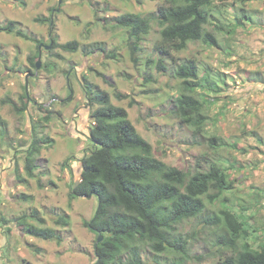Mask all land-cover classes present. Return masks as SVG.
I'll return each instance as SVG.
<instances>
[{"label": "rangeland", "instance_id": "obj_1", "mask_svg": "<svg viewBox=\"0 0 264 264\" xmlns=\"http://www.w3.org/2000/svg\"><path fill=\"white\" fill-rule=\"evenodd\" d=\"M160 3L0 0V29L15 23L11 33L0 30V264L95 263L96 235L83 223L94 216L97 198L68 200L69 187L79 181V160L94 148L88 139L92 121L85 82L127 111L156 159L185 173H192L196 163L206 170L215 162L233 182L212 203L204 198L203 214L179 227L187 258L172 249L156 254L142 247L144 264H217L232 255L220 240L224 228L210 222L221 210L242 223L239 245L264 247V0H215L207 28L218 46L189 43L186 50L162 58L164 71L154 64ZM125 13L150 22L149 33L137 43L136 64L130 55L135 40L114 26L113 19ZM18 30L27 38L18 37ZM70 41L78 42L75 52L59 48ZM30 60L39 61V69ZM187 60L196 62L202 80L196 95L208 120L200 134L175 114L180 82L173 72ZM32 130L46 143L27 177L24 158ZM212 137L219 145H210ZM33 211L56 230L59 244L24 233L18 220L27 216V223L38 226ZM60 216L67 226L55 224Z\"/></svg>", "mask_w": 264, "mask_h": 264}, {"label": "trees", "instance_id": "obj_2", "mask_svg": "<svg viewBox=\"0 0 264 264\" xmlns=\"http://www.w3.org/2000/svg\"><path fill=\"white\" fill-rule=\"evenodd\" d=\"M214 2L161 0L156 14L159 39L154 45L159 55L154 63L157 71L165 70L163 57L186 50L189 43L218 46L216 36L207 28ZM113 21L116 28L125 29L129 38L135 40V45L130 47V55L136 64L137 43L149 33V20L138 14L125 13ZM14 25V22H9L0 30L11 33ZM15 34L27 38L19 30ZM56 46L52 41L51 49ZM58 46L63 51L75 52L78 42L70 41ZM30 64L36 67L32 60ZM173 75L180 82L179 94L174 99L175 114L195 134H200L208 119L203 113V102L196 95L202 84L196 62L187 60L178 64ZM207 85L211 87L208 81ZM83 92L92 121L88 139L94 148L79 160V181L69 187L68 200L97 198L94 216L83 223L96 235L94 264H144L142 247L156 254L172 249L187 258V241L181 237L179 227L203 214L204 198L212 203L233 187L229 175L215 162L210 163L206 170L196 163L192 173L166 165L154 157L152 146L138 134L127 111L113 105L107 92L89 82L84 83ZM115 96L119 100L127 98L121 94ZM25 110L26 106L20 109L22 112ZM35 134L32 130L31 142L25 151L24 171L27 177H32L36 158L46 143V139ZM209 142L211 146L219 145L215 137ZM22 198L31 199L26 195ZM27 218L23 216L18 220L26 235L43 241L61 242L56 230L46 227L45 220L37 216L36 211L31 218H35L38 226L27 223ZM210 222L224 228L225 236L220 240L233 251L217 264H264V247L254 250L248 243L239 245L245 231L234 213L221 210L210 218ZM55 224L64 227L68 220L60 216ZM99 236L102 237L100 242L97 241Z\"/></svg>", "mask_w": 264, "mask_h": 264}, {"label": "water", "instance_id": "obj_3", "mask_svg": "<svg viewBox=\"0 0 264 264\" xmlns=\"http://www.w3.org/2000/svg\"><path fill=\"white\" fill-rule=\"evenodd\" d=\"M47 48H49V47H47ZM35 66H36V67H35L36 69H39V67H40V62H39V61H37V62H36V64H35ZM101 240H102V237H101V236H99V238H98V240H97V241H98V242H100Z\"/></svg>", "mask_w": 264, "mask_h": 264}]
</instances>
